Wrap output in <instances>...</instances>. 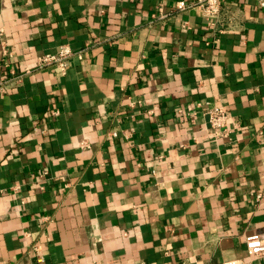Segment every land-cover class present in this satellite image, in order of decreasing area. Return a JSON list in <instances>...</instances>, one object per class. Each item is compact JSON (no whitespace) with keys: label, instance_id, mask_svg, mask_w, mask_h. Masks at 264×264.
<instances>
[{"label":"crops","instance_id":"1","mask_svg":"<svg viewBox=\"0 0 264 264\" xmlns=\"http://www.w3.org/2000/svg\"><path fill=\"white\" fill-rule=\"evenodd\" d=\"M192 1L0 0V264H264V8Z\"/></svg>","mask_w":264,"mask_h":264},{"label":"built area","instance_id":"2","mask_svg":"<svg viewBox=\"0 0 264 264\" xmlns=\"http://www.w3.org/2000/svg\"><path fill=\"white\" fill-rule=\"evenodd\" d=\"M260 8H264V0H252ZM199 8L203 12L205 18L211 24L217 23L221 15V5L219 0H193L192 2L181 5L180 8ZM0 34L2 32L0 31ZM86 48V47H85ZM73 49L68 44H61L55 52H46L36 56L34 70H42L47 68H57L62 73L65 72L71 58L81 59L84 49ZM31 69H25L20 74L10 71L9 76L0 78V91L12 81H20L24 74L30 73ZM205 122L208 132L215 138H228L230 133L229 111L223 105H211L204 112ZM86 146L85 141L80 143ZM245 246L250 255L259 256L264 254V235L253 233L244 237ZM232 264V263H230Z\"/></svg>","mask_w":264,"mask_h":264}]
</instances>
